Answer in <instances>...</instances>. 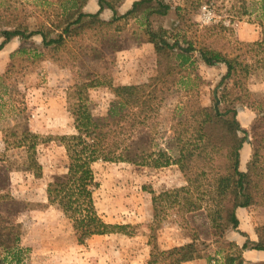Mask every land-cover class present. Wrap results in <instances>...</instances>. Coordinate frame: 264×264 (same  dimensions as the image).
Masks as SVG:
<instances>
[{
    "label": "rangeland",
    "instance_id": "obj_1",
    "mask_svg": "<svg viewBox=\"0 0 264 264\" xmlns=\"http://www.w3.org/2000/svg\"><path fill=\"white\" fill-rule=\"evenodd\" d=\"M19 1L23 2L28 12L32 11L33 3L37 4V0ZM163 1L171 6V10L167 16H150V30L157 32L164 29L170 35L178 34V46L183 49L187 45L181 41V37H186L185 40H190L196 48L204 45L231 58L242 55L245 44L261 38V27L254 17L229 21L227 11L231 2L227 0L209 5L202 3L188 18L191 27L185 24L179 26L175 15L174 8L182 7L184 0ZM220 22L226 28L221 36L208 39L201 34L203 27ZM118 25L121 31L114 35V42L108 48L104 41L95 42L89 38L84 39L79 49L68 45L69 53H77L79 56L73 63L67 48L53 57L42 47L39 36L27 41L14 38L0 50V64H3V68H0L2 140L11 143L13 139L10 134L21 133L23 130L41 138L36 147V158L42 171L39 179L27 170L25 148L9 147L5 151L0 148V195L11 198L3 202L4 212L12 218L20 234L19 264H148L153 247L162 252L185 245L193 240V233L198 245L204 250V256L185 264H224L226 255H235V250L229 248L227 243L233 242L241 247L246 242L257 240L255 230L264 224V208L251 206L236 209L239 224L236 229H228L224 235L225 242L220 243H215L216 237L203 211L177 214L173 208L165 209L160 214V227L151 230L153 210L149 192L159 194L184 186L185 181L176 166L149 169L101 161L92 165L98 184L93 194L98 214L108 224L131 226V236H95L84 245H78L68 220L55 206L47 204L46 184L54 175L66 171L67 160L64 148L57 140H43L75 132L66 102L67 90L75 84L93 83V86L97 81L104 82V79H108L105 75L110 77L113 86L121 85V78L130 84H139L155 75L156 58L149 57V50L144 48V26L134 20L127 21L125 25L120 22ZM169 41H172L171 38ZM22 45L30 49L23 54H14L11 58V54ZM88 46L91 47L90 51ZM116 46L120 48L119 51L113 50ZM135 47L143 49V58L138 61L128 58L131 66L122 65L121 60L125 62L126 59L119 58L117 54L131 51ZM95 48L97 52H94ZM35 55H41V58ZM250 57L251 54H246L240 60L251 64ZM171 63L178 65L175 59ZM179 73L176 77L178 82L171 83L170 78L156 84L163 93V100L160 107L154 110L155 148H166L170 138L172 143L173 134L169 130L171 116L187 100L203 107H216L221 113L234 109L236 119L245 131V134H240L244 142L239 156V170L244 172L252 151L253 132L264 137V70L250 71L246 76L242 74L240 84L233 88L231 81H222L226 74L224 65L205 66L198 53L192 52L189 63L182 66ZM225 88L230 92L224 91ZM88 94L89 107L94 117H106L113 100L110 89L90 87ZM237 97H241V102H234ZM169 152L176 156L173 149ZM237 210H240L238 214ZM242 257L243 264H264V252L246 250ZM2 258L3 253H0ZM167 263V260L158 256L153 264ZM0 264L15 263L8 258Z\"/></svg>",
    "mask_w": 264,
    "mask_h": 264
},
{
    "label": "trees",
    "instance_id": "obj_2",
    "mask_svg": "<svg viewBox=\"0 0 264 264\" xmlns=\"http://www.w3.org/2000/svg\"><path fill=\"white\" fill-rule=\"evenodd\" d=\"M88 1L37 0V4L32 5V11L28 12L19 0H0V50L14 38L27 41L34 36L40 37L42 47L53 57L60 50L68 49V45L79 49L85 38L95 42L104 41L108 48L114 42V35L121 31L118 24L122 22L125 25L127 21L134 20L144 26L142 32L145 42L153 46L156 58L155 75L144 83L113 86L110 77L105 75L108 79H104V82L97 81L93 86V83L75 84L67 90L66 102L75 132L43 140H57L64 148L67 160L66 171L54 175L46 184L47 204L55 206L68 220L78 245H84L95 236H131V226L108 224L98 214L93 199L98 184L92 165L101 161L149 169L176 166L185 185L159 194L149 192L153 210L150 229L160 227V214L165 209L173 208L177 214L203 211L216 237L215 243L225 242V232L230 228L236 229L239 224L236 209L251 206L264 208V137L253 132L250 159L246 170L242 172L239 170V156L244 137L240 138V134H245V131L236 119V111L228 109L221 113L216 107H203L187 100L182 107L176 108L179 112L175 111L171 116L169 130L173 134L172 143L170 138L166 148L156 149L154 110L160 107L163 100V93L156 84L170 78L171 83H175L181 67L189 63L192 52L198 53L205 66L224 65L226 74L222 81H231L233 88L240 84L242 74L246 76L250 71L264 70V0H227L231 2L227 11L230 22L233 19L241 21L245 17H254L261 27V38L245 44L244 53L231 58L204 45L196 48L190 40H185L186 37H181V41L187 45L183 49L178 46V34L170 35L164 29L151 31L149 17L167 16L171 10V6L163 0H138L124 14L117 11L124 0H96L98 11L85 13L83 8ZM217 1L184 0L182 7L174 8L179 26L185 24L191 27L188 20L190 14L202 3L209 5ZM105 9L111 12L108 21L100 18ZM31 18L34 20L31 21ZM221 24L203 27L201 34L208 39L219 37L226 29ZM28 49L20 46L11 54V58ZM116 49L119 51L120 48H113ZM88 50L91 47L88 46ZM69 52L70 49L69 59L73 63L79 56ZM94 52H97L96 48ZM246 54H251V64L240 60ZM35 56L41 58V55ZM172 59L178 65L172 64ZM90 87H108L113 95L104 118L92 114L88 94ZM224 91L230 92L228 88ZM241 100V97H237L234 102ZM10 138L13 141H5L7 146L25 148L27 170L34 178H41V166L36 158V147L41 138L27 130L12 132ZM171 149L176 152L175 157L170 154ZM8 200H11L8 195H0V253H3L0 263L9 258L10 262L19 264L20 234L12 218L4 212L3 202ZM255 231L256 241L246 242L241 247L233 242L227 243L229 248L235 250V255H226L224 264H243L242 254L246 250L264 252V224ZM203 251L193 233V240L185 245L162 252L153 247L148 264H153L158 256L167 260V264H182L202 259Z\"/></svg>",
    "mask_w": 264,
    "mask_h": 264
},
{
    "label": "crops",
    "instance_id": "obj_3",
    "mask_svg": "<svg viewBox=\"0 0 264 264\" xmlns=\"http://www.w3.org/2000/svg\"><path fill=\"white\" fill-rule=\"evenodd\" d=\"M138 0H124L123 3L121 4V6L117 9L119 14H124L126 11H128L132 4L134 2H136ZM99 7L97 4L96 0H90L87 2V4L85 5V7L83 8V12L85 13H96L98 11ZM100 18L102 20L108 21L111 18V12L107 9L103 10V12L100 14ZM154 18V17H153ZM144 48H147V50H149L148 56L155 58V54H154V50H153V46L149 43H145L144 44ZM143 49L139 48V47H135L133 49H131V51H121L117 54V56L121 59H126L125 62H122V65L124 64L125 66H131V62H128V58H134L135 60L137 59V61L140 58H143V53H142ZM0 68H3V64H0ZM121 85H129L130 82H125L122 78L119 80ZM143 83V82H142ZM136 84V83H134ZM2 133L0 132V148H2V150L5 151V149H9V146H7V144L5 143V140H2L3 135H1ZM240 210H237V214ZM257 254V252L255 253ZM188 263V262H186ZM185 264V263H184Z\"/></svg>",
    "mask_w": 264,
    "mask_h": 264
},
{
    "label": "built area",
    "instance_id": "obj_4",
    "mask_svg": "<svg viewBox=\"0 0 264 264\" xmlns=\"http://www.w3.org/2000/svg\"><path fill=\"white\" fill-rule=\"evenodd\" d=\"M204 9V8H203ZM209 19V18H208Z\"/></svg>",
    "mask_w": 264,
    "mask_h": 264
}]
</instances>
